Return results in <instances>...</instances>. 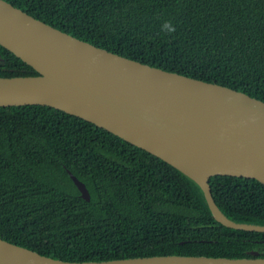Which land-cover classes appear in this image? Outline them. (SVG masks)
Returning <instances> with one entry per match:
<instances>
[{
  "label": "trees",
  "instance_id": "16d2710c",
  "mask_svg": "<svg viewBox=\"0 0 264 264\" xmlns=\"http://www.w3.org/2000/svg\"><path fill=\"white\" fill-rule=\"evenodd\" d=\"M6 1L95 46L264 101V0ZM16 75L37 72L0 45V76ZM209 184L228 218L264 225L263 183L215 175ZM0 237L67 261L264 257V232L220 224L193 179L47 105L0 106Z\"/></svg>",
  "mask_w": 264,
  "mask_h": 264
},
{
  "label": "water",
  "instance_id": "95a60500",
  "mask_svg": "<svg viewBox=\"0 0 264 264\" xmlns=\"http://www.w3.org/2000/svg\"><path fill=\"white\" fill-rule=\"evenodd\" d=\"M0 45L37 72L0 76V106L47 105L102 127L193 179L220 224L264 232V225L228 218L209 184L215 175L264 184V101L95 46L6 0H0ZM68 173L89 200L85 184ZM253 254L67 261L0 237V264H264V257Z\"/></svg>",
  "mask_w": 264,
  "mask_h": 264
},
{
  "label": "clouds",
  "instance_id": "9594fccd",
  "mask_svg": "<svg viewBox=\"0 0 264 264\" xmlns=\"http://www.w3.org/2000/svg\"><path fill=\"white\" fill-rule=\"evenodd\" d=\"M171 30V29H170Z\"/></svg>",
  "mask_w": 264,
  "mask_h": 264
}]
</instances>
